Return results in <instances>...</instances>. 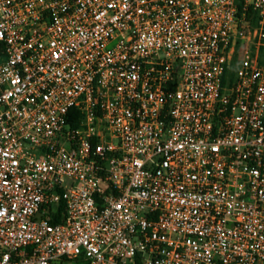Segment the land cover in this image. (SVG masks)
I'll return each instance as SVG.
<instances>
[{"label":"built area","instance_id":"built-area-1","mask_svg":"<svg viewBox=\"0 0 264 264\" xmlns=\"http://www.w3.org/2000/svg\"><path fill=\"white\" fill-rule=\"evenodd\" d=\"M66 261L264 264V0H0V264Z\"/></svg>","mask_w":264,"mask_h":264},{"label":"trees","instance_id":"trees-1","mask_svg":"<svg viewBox=\"0 0 264 264\" xmlns=\"http://www.w3.org/2000/svg\"><path fill=\"white\" fill-rule=\"evenodd\" d=\"M231 72H234V68L231 69ZM75 113H76L75 110H71V111H70V115L75 114ZM62 210H63V206L60 205L58 213L55 214V215L52 217V222H53V223H58V222H60V221L62 220V216H61ZM78 264H82V263H78Z\"/></svg>","mask_w":264,"mask_h":264},{"label":"rangeland","instance_id":"rangeland-1","mask_svg":"<svg viewBox=\"0 0 264 264\" xmlns=\"http://www.w3.org/2000/svg\"><path fill=\"white\" fill-rule=\"evenodd\" d=\"M64 264H74V262L73 261H66V262H64Z\"/></svg>","mask_w":264,"mask_h":264}]
</instances>
